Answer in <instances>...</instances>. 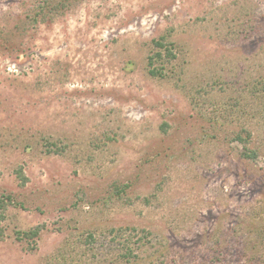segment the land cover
Listing matches in <instances>:
<instances>
[{"label": "rangeland", "instance_id": "obj_1", "mask_svg": "<svg viewBox=\"0 0 264 264\" xmlns=\"http://www.w3.org/2000/svg\"><path fill=\"white\" fill-rule=\"evenodd\" d=\"M261 81L264 0H0V264H98L120 227L260 252Z\"/></svg>", "mask_w": 264, "mask_h": 264}, {"label": "trees", "instance_id": "obj_2", "mask_svg": "<svg viewBox=\"0 0 264 264\" xmlns=\"http://www.w3.org/2000/svg\"><path fill=\"white\" fill-rule=\"evenodd\" d=\"M157 44L161 48L155 51L149 57V73L154 77H165L167 74L164 71V65L167 61V55H172V53L171 51L168 52L169 50L165 52V50L163 49V42L157 41ZM260 83L262 84L263 81H261ZM262 86L264 87V83ZM253 90H256L253 92L257 93L260 90H264V88H257V86H255ZM238 139H243L241 134H239ZM242 153L246 157L257 156V154L252 151L248 153L245 150ZM18 174L20 175L19 177L23 179V181H26V176L21 170L18 171ZM5 201L1 200L0 209H3ZM42 228L43 224L37 225L34 228H31L30 230L20 232V234H22L26 240L33 241L40 235ZM115 230L116 232L114 235V241L118 239L119 245L117 252H115V255L113 256L110 255L111 252H107L104 258L101 257L100 260L97 261L98 264H264V249L262 248L259 249L261 253H252L253 249H256L255 246H250L249 244L245 243L243 245V248H240L238 246L239 244L236 246L226 244L225 242V244L219 243L217 247H211L207 249L208 253H205L204 255L198 253V250H195L193 248L194 246H198L200 244L198 241H196L195 244L191 246H180V248L176 252H174V254H166V252H163L161 253V255H152V257H155V259L150 257L143 260L144 258L141 256V253L143 252L142 249L145 246L143 240H146V238H148L149 236L148 234L150 233H145L146 230H143V233H145L143 235L137 233V230H135V228H129L130 233L128 234L127 228L120 227L118 229L116 228ZM93 237V234H89L87 236V238L91 240L93 239ZM230 237L234 243H237L240 240L236 236V234H234V232L231 233ZM210 238H212V236ZM135 240H138V243L134 242ZM216 241L222 240L220 238H217ZM93 250V248H89V251ZM185 250H189L187 255L185 254ZM163 254L164 257H162ZM94 255H96L95 258L97 259L98 253L95 252V250Z\"/></svg>", "mask_w": 264, "mask_h": 264}]
</instances>
